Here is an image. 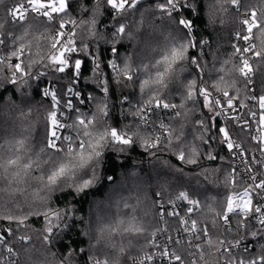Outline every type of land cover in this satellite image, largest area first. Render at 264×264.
<instances>
[{"label":"snow or ice","instance_id":"snow-or-ice-1","mask_svg":"<svg viewBox=\"0 0 264 264\" xmlns=\"http://www.w3.org/2000/svg\"><path fill=\"white\" fill-rule=\"evenodd\" d=\"M3 2L0 0V4ZM230 2L238 11L240 0ZM107 4L121 11L129 6L137 7L136 0H107ZM68 8V0H18L6 8L8 19L0 24V83L4 85L0 97L10 88L13 95L17 91L20 93L22 104L13 105L11 110L19 113L21 123L26 125L24 131L29 134L19 140L6 141L5 155L0 157V192L9 195L0 215V225H7L0 227V249L7 254L5 258L0 253V264H72L76 258L53 250L58 233L65 232L61 225L70 230L71 224L66 225V221L77 220L75 209L70 210L65 206L61 211L52 207L53 200L60 197L57 190L62 186L80 191L90 187L99 179V162L105 149L118 148L122 153L124 148L137 144L150 152L161 148L173 150L181 164L186 162L199 167L202 161H219L216 168H200L197 182L199 188L202 178L205 185L217 190V195H207L201 200L192 189L169 191L165 188L156 191L153 193V204L158 218L153 217L151 221L138 218L136 207L125 202L123 207L130 208L132 213L126 219L120 218L115 223L96 224L94 227L89 221V229L96 241V255L90 257L80 252L79 258L85 259L87 264H186L184 255L174 247L181 244L180 239L168 236L163 245L157 242L160 235L169 231L168 226H158L167 216L176 219L182 226V234L188 236L186 243L190 264H209L205 258L206 247L215 250L213 254L218 258L216 264H264V244H259V251L253 256L248 255V246L243 245L249 235L253 239L264 240V178H261L264 175V91L258 96L255 93L247 96L250 103L255 102L252 108H247L238 94L233 96L229 90L217 86V80H224L223 66L212 78L210 90L202 75L204 67L200 56L203 47L197 55L189 56V52L197 48L195 40L185 43L168 37L166 51L159 53L160 59L153 57L154 63H136L132 56L121 62L123 41L135 39L130 31L132 25L127 21L121 22L110 36L102 35L107 29L102 27V22L98 26L94 18L78 21L65 19ZM157 8L166 12L169 8L174 9L175 4L173 0H166ZM30 17L49 25L45 32L47 52L34 55L32 42L25 41L32 30ZM179 23L182 28L190 24L184 20ZM81 24L88 28L87 40L76 38L78 25ZM137 24L140 29L144 22L141 20ZM240 24L247 34L242 35L238 31L236 37L239 39L242 36L243 41L248 42L253 30L259 29V46L264 48V28L255 8ZM69 25L72 28L66 31ZM17 29L20 30L19 35ZM101 41H106L108 45L110 56L107 61L93 52V44L99 49ZM257 47L256 44L247 47L233 45V54L239 59L238 71L244 78L253 72L247 54L257 59L262 56ZM89 54L92 55L94 78L100 84L99 88L93 87L102 99L93 97L91 92L75 89L82 78L83 65ZM82 55L85 59L81 58ZM102 63L114 75L116 84L122 81L133 85L130 95L138 92L141 97L127 109H122L131 116L124 129L109 126V88L105 86L109 74L101 71ZM189 64L191 72L196 73L195 77L186 71ZM69 72L71 76H68ZM57 73L62 77L67 76L68 83L45 79ZM185 73H188V77ZM181 76L186 77V81L169 99L170 83ZM41 83L46 86L40 88ZM247 84H252V80H247ZM34 91L47 101V108L42 110L31 106ZM130 95L121 92L124 105H128ZM175 100H179V103L173 102ZM197 105L200 111H196ZM242 109H246L243 114ZM157 110L161 114L156 115ZM168 110L170 114L166 123L162 114ZM221 116L225 117L224 124H220ZM122 118L127 119V116L122 115ZM253 119L259 125L255 135L251 134ZM241 133L245 134L249 143L257 141L251 153ZM214 144L216 151L212 149ZM221 152L227 153V159ZM236 157L240 158L239 164L235 162ZM235 185L243 186V191L228 194L226 200L222 201L218 190L223 187L227 191ZM165 193L169 196L166 202ZM63 194L60 192V195ZM148 215V212L144 213L145 217ZM233 216H236L235 225ZM30 218L45 222L40 236L45 248L43 253H39L40 259L36 258L38 250L34 246L23 247L31 244L32 237L17 235L31 231L28 228ZM79 222L83 223L82 217ZM213 230H220L225 238L213 239ZM229 236L231 239L227 238ZM10 240H15V243H10ZM17 244L22 246L23 260L21 252L15 251ZM242 245V254L237 255ZM63 247L67 248L68 245Z\"/></svg>","mask_w":264,"mask_h":264},{"label":"trees","instance_id":"trees-1","mask_svg":"<svg viewBox=\"0 0 264 264\" xmlns=\"http://www.w3.org/2000/svg\"><path fill=\"white\" fill-rule=\"evenodd\" d=\"M181 1L184 4L182 13H177L170 8L166 12H161L158 10L157 5L166 3V1L148 0L118 17H112L110 8L106 2H96L95 0H68V16L65 19L72 18L78 21L80 19L91 20L94 18L98 26H101L102 22V27L107 29L106 32L102 33V35L106 36L111 35L113 29L118 26V23L127 21L132 25L130 31L133 32L135 39L133 41L125 39L123 41V47L120 48L121 62L128 56H132L136 63L141 61H144L145 64L154 63L153 57L160 59L161 55L159 53L163 54L166 51L168 47L166 38L168 37H171L173 40H182L185 43L195 40L197 42V48L189 52V56L197 55L200 48L203 47V54L200 56V61L204 67V73L202 75L209 89L211 90L212 78L217 76L219 68L223 66L225 68V72L223 73L224 80H217V86L223 90H229L233 96L238 94L241 102L247 108H252L255 102L250 103L247 96L253 93L258 96L264 91V48L259 46V29H255L254 39L256 45H258L257 50L262 52V56L255 62L253 82L248 85L247 79L239 74V59L233 54L235 33L239 29V15L235 11L234 6L231 5L230 0ZM17 2L18 0H4L0 4V24H3L8 19L6 8ZM253 8L257 10L262 28H264V0H250L244 4V10L250 11ZM106 9L107 11H105ZM141 20H143L144 25L139 29L137 23ZM180 20L190 22L189 25H192L191 32L180 26ZM29 23L31 24L32 30L25 38V41L32 42L33 54L47 52L48 39L45 32L49 25L42 20L31 17L29 18ZM17 34H20L19 29H17ZM76 38L77 40L88 39L87 26L83 24L78 25V36ZM206 39L208 42L204 43ZM93 52L102 55L103 61H107L110 56L106 41H101L99 49L93 44ZM36 58L39 59V56L37 55ZM81 58L85 59L83 55ZM91 61L92 55L89 54L83 65L82 78L76 84L75 89L83 90L86 93L91 92L93 97L102 99L103 97L93 87L95 85L93 80L95 81L96 79L94 78L95 74L92 72L93 65ZM101 71L109 74V80L105 84L109 88V94L107 96V103L111 113L108 119L109 126L124 129L131 121V116L127 111L122 112V109H127L141 99V97L138 92L134 96L130 95L134 89L133 85L124 84L122 81L116 84L114 75L103 66V63L101 65ZM186 71L191 72L190 64L186 65ZM68 76H71L70 72ZM185 76L188 77V73H185ZM191 76L195 77L196 73L191 72ZM186 77H178L177 80L170 83L168 88L169 99H172L176 95L175 90L181 88L187 79ZM45 79L52 81L62 80L64 83H68L67 76L62 77L59 73L48 76ZM225 85H227L226 88ZM45 86L44 83H41L40 88ZM95 86L96 88L100 87L97 84ZM3 87V83H0V91H2ZM35 88L36 84L34 82L33 89ZM245 89H248V91L246 92ZM122 91L124 94L130 95L128 105L122 103ZM173 102L179 103V100ZM21 104L22 99L20 93L17 91V94L13 95L11 88L0 97V157L5 155L6 141L19 140L29 135L24 131L26 125L21 123L19 113L11 110L13 105ZM31 106L33 108H42L43 110V108H47L48 104L38 92L34 91ZM256 109H258V104L256 105ZM196 111H200L199 105L196 106ZM159 114H161L160 110H157L156 115ZM169 114L170 110L162 114L166 123L168 122ZM122 115L127 116V119H123ZM219 120L220 124H223L220 118ZM191 131L192 129L190 128L189 132ZM251 134L254 135L253 130ZM34 135L35 130L32 131V136ZM241 137L251 153L253 151V145L257 142L254 140L249 143L244 133H241ZM212 149L216 151L217 146L214 144ZM221 155L227 159L226 152H221ZM219 164V161L216 163L202 161L199 167L187 164L186 162L181 164L175 158V152L173 150L161 148L155 152H150L140 144H137L135 147L128 146L123 149L122 153L118 148L117 150H113L112 148L105 149L104 155L100 157L97 173L99 179L90 187L80 191L75 188L68 190V188L62 186L57 190V195L60 197L59 200H53L52 207L59 208L61 211L64 210L65 206H68L70 210L75 209L74 215L77 220L66 221V225L71 224L70 230L65 225H61V228L65 232L58 233L55 238L57 243L53 250L67 253L76 258L72 264H87L85 259L79 257L80 252H84L90 257H95L96 255V241L89 229L90 220L94 227L96 224L104 225L115 223L120 218L126 219L132 214L130 208L125 209L123 207L124 203L127 202L129 205L136 207L135 214L138 218L151 221L153 217H157L156 207L153 204V193L165 188L169 189V191L192 189L201 200L207 195L216 196L217 190L205 185L202 178L199 181V188H197V182L198 173L201 171L200 168L212 169L218 167ZM241 187V185H235L227 191L221 187L218 190L219 198L222 201L226 200L228 194L239 190ZM0 188H2V185H0ZM60 192L64 194L60 195ZM7 199H9V195L0 192V215L3 214ZM164 199H169L167 193H165ZM145 212L149 214L147 217L144 216ZM81 217L83 218L82 224L79 222ZM0 227H7V225H0ZM44 227L45 222L43 220L30 218L28 228L31 231L17 233V235H30L32 237L31 244H26L23 247L34 246L38 250L37 259L42 258L39 253H43L45 248L40 238L41 230ZM212 235L213 239H216L222 234L220 230H213ZM11 242L15 243V240H11ZM63 245H68V247L65 248ZM21 247V245L17 244L16 250L21 252V259L23 260L24 253ZM77 249L80 251H76ZM100 258L103 259V256L101 255Z\"/></svg>","mask_w":264,"mask_h":264},{"label":"built area","instance_id":"built-area-1","mask_svg":"<svg viewBox=\"0 0 264 264\" xmlns=\"http://www.w3.org/2000/svg\"><path fill=\"white\" fill-rule=\"evenodd\" d=\"M95 1L96 2H106L107 3V0H95ZM164 1H166V0H164ZM247 1H250V0H240V7H239V10L238 11H237L236 7L234 6L235 11L239 15V29L237 30V32L238 31L241 32L242 35L243 34H247L246 33V29H244V27L240 24V21L242 19L248 18V14L250 13L249 10H244V4ZM173 2L175 4V8L174 9L173 8H170V9L174 10L177 13H182L183 6H184L183 1H181V0H173ZM109 8H110V6H109ZM131 9H134V8H132L131 6H129V7H126L123 11H121L120 9L110 8V13H111V16L112 17H118V16L122 15L124 12H126L128 10H131ZM258 17H259V14H258ZM71 28H72V25H69L68 28L66 29V31H70ZM254 31H255V29L253 30V35H252V37L250 38V40L248 42L243 41L242 36L238 39L236 37V35H235L234 45H238L240 47H247V46H249V44H256L255 43V39H254ZM205 42H208V40L206 39L204 41V43ZM247 55H248V59L252 63L253 72L250 73L249 76L246 79L247 80H252V82H253V78H254V74H255V68H254V66H255V62L257 61V58L252 57L251 54H247ZM243 112H244V109L241 110V114H243ZM229 115H231V113H229ZM220 119L222 120V122L224 124L225 123V117L224 116H221ZM258 129H259L258 123H257L256 119H253V121H252V130L254 132V135L258 132ZM234 138H235V134H234ZM256 155H257V157H259V152L258 151L256 152ZM235 162L237 164H239L240 163V158L239 157H236V161ZM261 178H264V175H261ZM242 191H243V186L239 190H236V191H234V192H232L230 194H235V193H239V192H242ZM166 201L167 200H165V202ZM156 214H157V209H156ZM193 218H197V217H193ZM235 220H236V216H233V224L234 225H235ZM165 226H168L169 231L166 234L160 235L159 240L157 242L159 244L163 245L165 243V240L167 239L168 236H171L173 239H180L181 240V244L175 245L174 247L176 248V250L180 254H183L184 255L186 264H190V258L187 255L188 248H187V243H186V241L188 240V236L186 234H182V226L178 223V221L176 219L171 218V217H167V216L164 217L163 221H161L159 223V227L163 228ZM235 230L236 229L234 227V231ZM240 234L243 235V232L240 231ZM219 238L223 239L225 237L223 235H221ZM227 238L228 239H231L230 236L227 237ZM10 243H12L11 240H10ZM259 244H264V240L253 239L250 235L247 236V238L243 242V245H247L248 246V249H249V254L248 255L249 256H253V255H256L258 253V251H259ZM243 245L241 247L240 252L237 253V255L242 254ZM15 251H17V250L15 249ZM214 251H215L214 249H208L207 247L205 248V258L208 260L209 264H216V261L218 259L213 254ZM0 253H3V250L2 249H0ZM3 255L6 258V255L7 254L6 253H3ZM197 255H198V253H197Z\"/></svg>","mask_w":264,"mask_h":264},{"label":"water","instance_id":"water-1","mask_svg":"<svg viewBox=\"0 0 264 264\" xmlns=\"http://www.w3.org/2000/svg\"><path fill=\"white\" fill-rule=\"evenodd\" d=\"M145 1H148V0H137L136 3H137V6L140 4V3H143ZM186 29H188L190 32L192 30V25H189Z\"/></svg>","mask_w":264,"mask_h":264},{"label":"rangeland","instance_id":"rangeland-1","mask_svg":"<svg viewBox=\"0 0 264 264\" xmlns=\"http://www.w3.org/2000/svg\"><path fill=\"white\" fill-rule=\"evenodd\" d=\"M93 83H94L95 85L97 84V85L100 86V84L97 82V80H95V81L93 80Z\"/></svg>","mask_w":264,"mask_h":264}]
</instances>
